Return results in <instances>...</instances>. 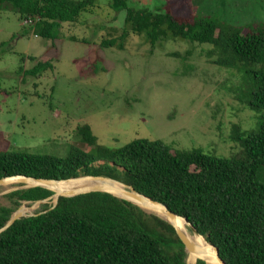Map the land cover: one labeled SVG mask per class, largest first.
Returning <instances> with one entry per match:
<instances>
[{
  "label": "trees",
  "instance_id": "1",
  "mask_svg": "<svg viewBox=\"0 0 264 264\" xmlns=\"http://www.w3.org/2000/svg\"><path fill=\"white\" fill-rule=\"evenodd\" d=\"M95 1L0 0V11H13L21 22L29 21L38 37L54 40L60 23L76 22ZM163 2L161 10L152 11L112 0L110 7L124 12V29L118 38L103 39L101 47L122 50L129 33L151 47L166 39L212 46L208 54L217 55L216 64L245 75L238 98L257 117L250 130L233 127L239 154L218 158L143 138L121 147L102 146L85 124L76 138L87 148L70 145L63 157L0 151V179L109 177L185 218L225 264H264V184L256 176L264 167V25L252 30L211 17L194 19L175 10L189 0ZM51 69L50 62H38L26 74L38 77ZM52 196L40 186L9 192L5 197L11 206L0 205V228L22 203ZM186 257L169 222L106 192L59 197L55 206H44L0 232V264H206L199 254Z\"/></svg>",
  "mask_w": 264,
  "mask_h": 264
},
{
  "label": "rangeland",
  "instance_id": "2",
  "mask_svg": "<svg viewBox=\"0 0 264 264\" xmlns=\"http://www.w3.org/2000/svg\"><path fill=\"white\" fill-rule=\"evenodd\" d=\"M111 3L96 0L76 22L60 23L54 40L38 37L13 11H0V151L63 157L70 145L87 148L76 138L77 128L87 124L102 146L143 138L218 158L238 155L233 127L247 131L257 122L238 98L245 75L216 64L210 45L166 39L151 47L129 33L122 50L101 47L124 29V12H115ZM163 3L128 0L133 8L152 11ZM181 6L175 10L194 19L211 17L252 30L264 25V0H189ZM46 61L51 70L26 74ZM256 176L264 184V167ZM20 185L0 184V205L11 206L5 195ZM53 197L22 203L24 214L51 206Z\"/></svg>",
  "mask_w": 264,
  "mask_h": 264
},
{
  "label": "water",
  "instance_id": "3",
  "mask_svg": "<svg viewBox=\"0 0 264 264\" xmlns=\"http://www.w3.org/2000/svg\"><path fill=\"white\" fill-rule=\"evenodd\" d=\"M12 179H16V181L19 182V184H21L17 189H26V188H30V187H36V186H40L43 187L47 190H51V187L57 183L60 182H65V181H76V180H92L94 182H100L103 186L102 187H90L87 189H81V190H75V191H70L67 193H62V194H56L55 192H53V196H54V202H53V206L56 205L57 200L59 197H72V196H76L79 194H84V193H88V192H106V193H110L113 196H116L118 198L121 199H125L128 200L136 205H138L141 209H143V207H146L147 205H153L155 206L158 210L162 211L164 214H166L167 218L165 217H161L160 215H157L159 217H161L162 219L166 220L167 222H169L175 229L178 237L180 238V240L182 241L184 248H185V252L188 255L190 254H204L206 249L205 247L199 246L195 243H192L188 237L177 227L176 225V218H180L182 219L184 222H186L189 225V228L192 232H194L196 235L202 237L194 228L193 226L185 219L182 217L177 216L176 214H174L173 212H171L166 205L152 200L151 198L138 193L135 191V189L132 186L129 185H125L121 182H118L112 178L109 177H104V176H78V177H74V178H69L66 180H52V179H44V178H34V177H28V176H17V177H10V178H3L0 179V184H4ZM113 182H117L118 184H121L124 188H116L115 186L112 185ZM16 190V189H15ZM40 203L45 202V200L42 201H38ZM23 207L20 206L10 217V219L8 220V222L2 227L0 228V232L4 231L5 229H7L10 225H12L16 220L22 218V217H26V216H32V215H25L22 212ZM144 210V209H143ZM145 211V210H144ZM203 238V237H202ZM205 240V239H204ZM206 241V240H205ZM207 242V241H206ZM208 248H211L213 253H214V257L216 259V261L219 264H225L224 261L220 258L219 253H218V249L211 245L210 243H208ZM202 259V258H199ZM204 260V259H202ZM205 261V260H204ZM207 264V263H206Z\"/></svg>",
  "mask_w": 264,
  "mask_h": 264
},
{
  "label": "bare ground",
  "instance_id": "4",
  "mask_svg": "<svg viewBox=\"0 0 264 264\" xmlns=\"http://www.w3.org/2000/svg\"><path fill=\"white\" fill-rule=\"evenodd\" d=\"M10 182H18L16 179H12L6 183ZM10 185V184H9ZM113 186L116 188H124L121 184H118L117 182L112 183ZM102 187L103 185L100 182H94L92 180H76V181H65V182H60L51 187V190L55 192L57 195L62 194V193H67L70 191H75V190H81V189H87L90 187ZM148 212H157L158 214L162 215L163 217L167 218L166 214H164L162 211L158 210L155 206L153 205H147L146 207H143ZM27 209H22V212H26ZM176 225L177 227L188 237V239L192 242L195 243L199 246L205 247L206 251L204 254H199L204 257L206 263L208 264H219L215 257L214 253L211 248H208L207 242L204 240V238L196 235L194 232H190L188 230L189 225L184 222L180 218H176Z\"/></svg>",
  "mask_w": 264,
  "mask_h": 264
},
{
  "label": "built area",
  "instance_id": "5",
  "mask_svg": "<svg viewBox=\"0 0 264 264\" xmlns=\"http://www.w3.org/2000/svg\"><path fill=\"white\" fill-rule=\"evenodd\" d=\"M29 22V21H28Z\"/></svg>",
  "mask_w": 264,
  "mask_h": 264
}]
</instances>
